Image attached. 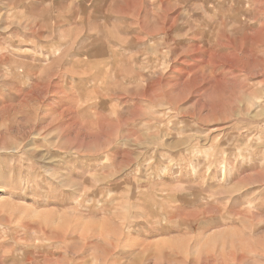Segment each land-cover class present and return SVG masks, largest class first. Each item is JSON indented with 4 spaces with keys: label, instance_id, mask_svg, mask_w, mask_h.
Returning a JSON list of instances; mask_svg holds the SVG:
<instances>
[{
    "label": "rangeland",
    "instance_id": "rangeland-1",
    "mask_svg": "<svg viewBox=\"0 0 264 264\" xmlns=\"http://www.w3.org/2000/svg\"><path fill=\"white\" fill-rule=\"evenodd\" d=\"M0 264H264V0H0Z\"/></svg>",
    "mask_w": 264,
    "mask_h": 264
},
{
    "label": "bare ground",
    "instance_id": "bare-ground-1",
    "mask_svg": "<svg viewBox=\"0 0 264 264\" xmlns=\"http://www.w3.org/2000/svg\"><path fill=\"white\" fill-rule=\"evenodd\" d=\"M166 27V26H165ZM170 29V28H169ZM160 30V29H159ZM166 34V33H165ZM168 35V34H167ZM168 37V36H167ZM165 38V37H164ZM167 39V38H166ZM135 41V40H134Z\"/></svg>",
    "mask_w": 264,
    "mask_h": 264
}]
</instances>
